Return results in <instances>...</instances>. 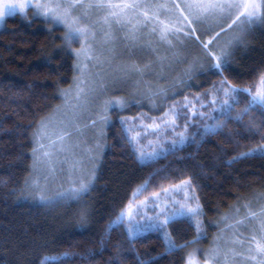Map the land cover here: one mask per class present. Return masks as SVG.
Returning <instances> with one entry per match:
<instances>
[{
    "label": "trees",
    "instance_id": "16d2710c",
    "mask_svg": "<svg viewBox=\"0 0 264 264\" xmlns=\"http://www.w3.org/2000/svg\"><path fill=\"white\" fill-rule=\"evenodd\" d=\"M31 13L30 8L27 15L7 17L0 30V264H185L193 244L227 223L243 221L247 203L257 202L250 208L261 210L264 105L249 106L248 92H234L232 100L224 89L231 85L253 94L264 90V19L230 49L222 70L205 67L190 78L187 70L178 71L176 83H165L162 94L149 97L141 107L130 105L128 93L108 94L113 105L105 112L99 158L91 184L79 199L72 194L78 186L59 193L68 185L58 180L62 188L48 192L40 186L52 187L53 182L43 184L32 173L34 132L76 72L62 30ZM201 38L207 41L210 36ZM120 95L129 105H114ZM183 102L204 104L190 117L188 109L180 110L178 121L184 130L188 126L187 140L176 146L161 142L158 155L140 161L123 121L139 114L159 117L174 106L180 109ZM153 103L157 105L148 106ZM183 181L196 197L199 221L186 216L167 223L172 249L159 229L130 237L133 223L125 215L117 220L120 213L132 201ZM247 233L237 236L242 247L251 239Z\"/></svg>",
    "mask_w": 264,
    "mask_h": 264
},
{
    "label": "rangeland",
    "instance_id": "374dc122",
    "mask_svg": "<svg viewBox=\"0 0 264 264\" xmlns=\"http://www.w3.org/2000/svg\"><path fill=\"white\" fill-rule=\"evenodd\" d=\"M13 2L18 4L27 3V7L23 11L17 9L15 14L27 15V11L31 8L32 15L39 16L49 22L51 27L60 28L65 47L72 52L75 58L76 73L72 85L62 92L58 104L38 123L34 132L35 147L38 148L39 144L43 143L46 146L45 150L50 153L48 157L43 156L42 152L35 154L36 162L34 160L32 172L34 178H38L43 184L53 182L52 187L39 185L42 190L46 189L45 191L48 192L61 189L58 180H65L66 185H68L67 190L61 189L59 193L66 194L68 189L78 186L75 182L78 181L79 183L81 180L92 177L93 169L99 158L97 149L99 139L102 136L101 131L105 124V112L113 105L109 104L110 101L106 98L107 95L115 90L125 94L128 93L132 100L130 105L141 107L149 100V97L153 98L155 95L162 94L165 83H176L179 80L177 77L179 73L177 72L188 70L189 64L199 55L200 49L193 42L184 40L182 34L181 40L183 42L173 39L174 47L161 42L158 35L151 33V24H149L138 33L140 47L135 50L134 55H130L127 48L128 42L124 39L125 31L120 30L116 25H113L112 29H108L107 25L100 22L93 28L96 32L95 38L91 40L93 50L86 52L84 51L86 42L83 39L70 37L68 27L65 24L53 21L34 7L35 4L43 2V0H30V2L28 0H13ZM144 2L153 5L171 4L172 0H144ZM175 2L179 3L180 0H175ZM155 11L156 9L153 7L149 10V14L151 15ZM100 15L102 14L91 10L88 22L91 24L93 21H97ZM7 17L9 16H5L3 20H0V30L4 27ZM159 19L165 22L168 21V17L165 15H161ZM258 20L247 26L246 33ZM222 23L227 32L221 33L219 38L221 44L233 34V30L228 29L231 20H225ZM216 30L220 31L219 28ZM104 31L112 32L113 38L108 43L103 42ZM149 43L150 47L148 46ZM89 56L93 58L88 59ZM133 63L141 68L148 65V68L144 69L142 73H137L131 70ZM79 80H85L86 84L84 86L85 92L77 99L76 84ZM117 98V103L114 105L119 108L129 105L126 104L127 102L122 95ZM156 105L154 103L148 104L151 107ZM197 105L192 106V104L183 102L180 109L174 106L159 117L139 114L134 118L125 119L123 124L136 152H138L140 161L158 155L161 142L171 141L175 143L173 146L182 145L187 140L184 133L188 126L184 130V124L180 125L178 121V118L182 115L180 110L188 109L187 115L190 117L195 110L204 104ZM61 130L71 132V136L66 137L62 146L58 142L57 146L48 147L50 144L49 137L54 139L55 134ZM170 137H173V139L171 140ZM163 189L169 191L164 193ZM84 193L79 195V199ZM154 193H160L159 197H155L153 194L142 197L140 200L132 201L125 210V218L133 223L131 224L133 228H129V235L130 237H136L148 229H159L163 233L168 249H172L170 242L171 245L173 244L166 228L167 223L172 219L186 216L192 217L197 223L199 221L198 215L178 214L181 211L188 213L189 208H196L198 206L197 200L187 181L162 188ZM247 204L249 205L246 208L247 213L253 210L251 208L258 205L257 202ZM259 208H264V203L260 204ZM256 212H260V210ZM243 221V224L236 226L227 223L209 238L203 239V236L199 235V238L203 240H198L197 246L193 244L188 248L185 264H188L189 254H193L191 256L192 264H204L208 252L217 247L221 251L219 264H256L259 262V256L256 260L249 259L250 255H256L255 252H248L249 243L243 248L242 244H239L240 242H236V239L243 232H250L247 233L250 238L255 235L259 239L261 235L259 232L260 221L251 218ZM255 246V243L251 244L253 249ZM233 251L237 255H233ZM225 253L228 255L226 262L224 260ZM211 264H217V261H212Z\"/></svg>",
    "mask_w": 264,
    "mask_h": 264
},
{
    "label": "snow or ice",
    "instance_id": "6c2138e0",
    "mask_svg": "<svg viewBox=\"0 0 264 264\" xmlns=\"http://www.w3.org/2000/svg\"><path fill=\"white\" fill-rule=\"evenodd\" d=\"M26 7L27 3L18 4L13 2V0H0V20H3L5 16L14 15L17 9L23 11ZM34 7L53 21L65 24L68 27L70 37L83 39L86 42L84 49L86 52L93 50L91 40L96 36L93 28L100 22L103 25H107L108 29H112V26L116 25L120 30L125 31L124 39L128 42L127 48L130 55H134L135 50L140 47L138 33L149 24H151L152 34L158 35L161 42L173 47L175 46L173 45V39L181 43L183 42L181 40L182 34L184 40L193 42L200 49L199 55L191 61L188 70L185 72V75L189 78L193 72L205 67L222 70L228 62L227 58L230 55V49L234 45L244 42L247 26L253 24L257 19H264V14H262L264 0H180L179 3L172 0L171 4L155 5L145 3L144 0H43V2L35 4ZM153 7L156 11L150 15L149 10ZM91 10H95L102 15H100L97 21H93L90 24L88 21ZM161 15L167 16L168 21L160 20L159 17ZM225 20H231V23L228 24V29H232L233 34L221 44L219 39L221 33L227 32L222 23ZM217 28L220 31H216ZM213 32H215V35H211ZM205 35L210 36L207 41L201 38ZM103 36L104 43H108L113 38L111 31H104ZM148 46L150 47V43ZM214 49H218L219 54ZM92 58L91 56L88 57V59ZM146 68H148V65H145L144 68L139 67L135 63L131 65V70L137 73H142ZM225 83V81H222L221 85L223 86ZM85 84V80L77 82V99L85 92ZM260 84L264 87V77L261 78ZM224 92L225 96L232 100L235 99L232 93L248 92L251 95L249 106L256 104L264 105V90H257L253 94L251 89H237L229 85L224 89ZM223 103L228 105L229 102L225 100ZM247 110V108L244 109L245 112ZM70 136L71 132L61 130L55 134L54 139L49 137L50 144L48 147H55L58 142L62 146L66 137ZM260 147L264 150V145ZM45 148V144L40 143L38 148H35L33 151L34 153L42 152L43 156L48 157L50 153ZM242 155H248V153H243ZM90 183L91 179L81 180L78 187L72 190L73 196L78 197L81 193L86 192ZM162 191L167 193L169 190L163 189ZM159 195L160 193H153L155 197H159ZM40 199L42 201L48 200L45 196H41ZM245 207H249V205ZM178 214L198 215L199 206L189 208L188 213L181 211ZM124 215L125 213L122 211L117 220H121ZM249 218L260 221L259 232L261 233L259 239L253 235L248 241L250 245L248 252H255L256 254L250 255L249 259L256 260L257 256H259L258 264H264V208H261L260 212L249 211L245 219L248 220ZM84 219L85 216L82 214L81 221L83 222ZM243 223L244 221H237V224ZM197 227L199 228V225ZM252 243L256 245L254 249L251 247ZM170 246L174 247V245H171V242ZM180 247L183 248L185 245H181ZM232 254L237 255L234 251ZM192 255L189 254L188 264H192ZM220 256V249L218 247L213 248L205 257L204 264H211L212 261H217V264H219ZM227 259L228 255L225 253V262ZM41 264H43V261Z\"/></svg>",
    "mask_w": 264,
    "mask_h": 264
}]
</instances>
